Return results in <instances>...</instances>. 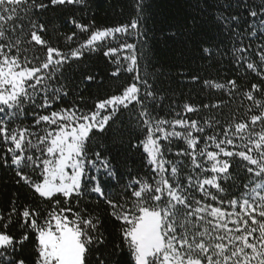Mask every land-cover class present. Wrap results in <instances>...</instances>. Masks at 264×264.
Segmentation results:
<instances>
[{"label":"snow or ice","instance_id":"1","mask_svg":"<svg viewBox=\"0 0 264 264\" xmlns=\"http://www.w3.org/2000/svg\"><path fill=\"white\" fill-rule=\"evenodd\" d=\"M49 2L55 6L82 3L83 0ZM48 6L43 0H32L31 4L28 0H0V142L6 146V151L0 155V164L13 168L16 183L27 185L50 205L43 210L25 205L18 211L13 207L7 222L0 214V228L3 229L0 230V264H26L25 260L16 259V244L27 241L29 232L35 235L34 264H89L94 246L105 242L99 233L100 220L88 215L86 209L77 211L74 208H79L80 199L90 184L94 183L90 191L105 195L97 177L90 174L91 169L103 167L108 169V175H113L110 160L102 159L99 151H93V137L104 133L110 121L129 105L135 106L134 102L140 106L139 117L147 132L142 146L154 183L148 178H137L127 185L132 189L130 199L120 204L106 199L113 209L111 215L121 222L117 247L127 248L133 264H264V100H257L253 94L264 92V87L253 83L244 94L262 109L259 115L250 116V123L228 124L219 134L220 139L215 133L201 137L199 134L205 132V127L195 120L170 122L151 115L144 101L155 97L147 90V78L138 74L136 45L122 43L119 48L108 47L104 52L105 56H116L117 66L112 76H118L121 71L137 72L121 94L97 101L91 112L75 104L71 108L48 111L68 95L65 85L56 86L63 78L64 66L82 57L85 51L105 46L109 38L117 41L118 34L120 37L130 35L129 29H137L139 11L143 10L138 3L137 18L129 25L114 28L93 30L90 25L73 21L82 33L90 34L65 54L43 38L41 33L46 32V28L38 20L29 19L30 32L27 34L22 24H15L24 18L21 11L24 16H30L33 9H47ZM246 7L249 17L254 18L248 25L252 29L250 33L241 32L239 16L221 13L217 17L224 29L240 43L247 35L255 36L257 31L264 33V0ZM17 29L21 36L30 35L29 45L46 47L42 61L34 47L21 48L24 41L20 37L13 41L8 35H15ZM74 36L75 33L69 35L67 40L71 41ZM250 47H234L233 51L238 54V62L243 60L247 69L256 71L257 64L247 62L242 55ZM259 48L260 63L264 65V44ZM124 49L129 54L121 58L119 53ZM29 51L33 53L31 57ZM121 59L128 62L126 67ZM85 79L94 77L89 75ZM205 83L216 88L225 87L209 81ZM227 83L233 89L238 87L234 80ZM141 87L145 88L143 97ZM29 110L32 125L13 126ZM185 110L196 111L191 105H185ZM204 123L208 128L213 127L208 121ZM257 124L261 127L259 132L254 130ZM177 126L184 131H177ZM169 127L171 131L167 130ZM234 137L242 144L237 145ZM176 139L186 144L175 153L184 160L167 158ZM201 139L203 148L199 147ZM161 140L167 143L161 144ZM209 144L215 150H208ZM238 148L241 150L237 151ZM237 161L252 174L250 182L243 184L244 190L238 195L228 191L232 186L229 181L233 180L230 170ZM12 215L18 217L25 233L18 241L7 231L13 223Z\"/></svg>","mask_w":264,"mask_h":264},{"label":"trees","instance_id":"2","mask_svg":"<svg viewBox=\"0 0 264 264\" xmlns=\"http://www.w3.org/2000/svg\"><path fill=\"white\" fill-rule=\"evenodd\" d=\"M31 2L32 0H28V4ZM43 2L49 5L47 9H33L30 16H24L21 11L24 18L15 21V24H22L24 33L27 34L30 32L29 19L38 20L46 28V32L41 33L43 38L65 54L83 43L90 34L82 33L73 21L90 25L93 30L114 28L129 25L137 18V4L143 7V10L139 11L138 27L135 30L129 29L130 35L120 37L118 34L117 41L110 38L105 46L96 51H85L82 57L64 66L63 78L59 79L56 86L65 85L68 95L48 111L61 107L71 108L75 104L85 112H91L95 110L97 101L121 94L123 88L133 82L137 72L121 71L118 76H112L111 73L117 66L116 56H105L104 52L108 47L119 48L122 43H132L136 45L138 74L147 78V90L154 93V99L148 98L144 101L149 105L154 118L170 122L175 119L195 120L199 126L205 127V132L199 134L201 137L215 133L220 139L222 137L219 134L228 124L241 121L250 123L251 115L260 114L262 109L255 106L244 94L251 89L253 83L264 87V65L260 63L259 56V46L264 44V39L261 38L264 33L257 31L255 36L247 35L240 43L234 40L232 33L225 30L217 19L221 13L239 16L241 32L247 30L250 33L252 29L248 25L254 18L249 17L246 5H258L260 0H83L82 3L55 6L51 5L49 0ZM235 26L233 22V27ZM73 33L75 36L68 41L67 37ZM8 35L13 41L20 37L24 41L21 48L34 47L35 54L41 61L45 58L46 47L27 43L30 35L21 36L19 29L15 35ZM247 45L251 47L242 55L247 58V62L257 64L256 71L247 69L243 60L238 62V54L233 51L234 47ZM205 48L209 51L205 52ZM124 53L129 54L128 50L124 49L119 53L121 58ZM32 54L29 51L30 57ZM121 63L125 67L128 64L123 59ZM89 75L94 79L86 80L85 77ZM230 80L236 81L238 87L231 88L227 83ZM205 81L213 85L223 84L225 87L216 88ZM144 92L145 88L141 87L142 97ZM253 94L257 100H264V92L256 91ZM134 105H129L110 121V126L104 133L93 137V151H99L102 159L110 160L113 175H108V169L103 167L99 170L91 169L90 174L97 177L105 195L100 196L90 191L94 183L90 184L80 199L79 208H74L77 211L86 209L88 215L100 220L99 233L105 242L94 246L89 264H100L101 261L103 264H133L127 248L117 247L121 239V222L111 215L113 209L106 199L117 204L130 199L132 189L127 188V185L137 178H148L150 183H154L148 157L142 146L147 135L146 128L139 117L140 106L135 102ZM185 105H191L196 111L186 112ZM205 105L209 107L205 108ZM214 105L217 106L213 107ZM30 113L31 110L15 121L13 126L32 125ZM205 121L213 124V127H206ZM167 130L171 131V128ZM176 130L184 131L180 126H177ZM254 130L259 132L260 125L257 124ZM192 132L194 136L197 135L194 130ZM234 140L237 145L242 144L239 138L234 137ZM166 143L161 140V144ZM185 147L183 140H173L172 151L167 153V158L184 160L183 156L177 157L175 153ZM199 147H204L203 139ZM208 150L215 148L209 144ZM5 151L6 146L0 142V155ZM230 171L233 180L229 181L232 186L228 191L238 195L239 191L244 190L243 184L250 182L252 174L247 173L244 164L239 161ZM16 179L13 168L0 164V214L5 217L4 222H7L13 207L18 211H22L25 205L41 210L50 207L27 185L17 184ZM230 198L232 197L229 196ZM11 219L13 223L7 231L18 241L25 233L21 230L18 217L12 215ZM28 235L27 241L16 244V259H23L26 264H34L35 235L31 232Z\"/></svg>","mask_w":264,"mask_h":264},{"label":"rangeland","instance_id":"3","mask_svg":"<svg viewBox=\"0 0 264 264\" xmlns=\"http://www.w3.org/2000/svg\"><path fill=\"white\" fill-rule=\"evenodd\" d=\"M110 39V38H109ZM124 55H127L126 53H124Z\"/></svg>","mask_w":264,"mask_h":264}]
</instances>
